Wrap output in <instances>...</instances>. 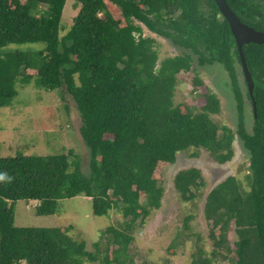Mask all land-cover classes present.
Here are the masks:
<instances>
[{"label": "trees", "instance_id": "16d2710c", "mask_svg": "<svg viewBox=\"0 0 264 264\" xmlns=\"http://www.w3.org/2000/svg\"><path fill=\"white\" fill-rule=\"evenodd\" d=\"M241 22L264 32V0H225ZM79 9L66 29V0H0V108L17 96L16 82L72 96L89 150V172L73 151L0 158V264H134L130 247L146 218L161 207L163 170L177 153L205 149L218 164L233 159L236 136L248 152L240 168L207 194L203 214L213 250L196 243L191 264H264V44L242 49L254 88L249 94L239 51L215 0H74ZM142 25L183 52L159 62L153 37ZM61 30L65 32L60 33ZM198 63L220 64L236 100L237 126L218 125L219 97L199 75L191 79L197 103H174L178 75ZM159 62V66H158ZM242 79V81L240 80ZM244 87V91L242 89ZM252 127H245V103ZM253 101L256 106L253 107ZM72 159V162L70 161ZM206 182L196 167L179 171L174 188L183 202L200 196ZM91 198L96 216L122 214L88 251L70 235L72 226L17 227L12 205L37 201V215H53L58 202ZM188 216L184 229H189ZM236 234L231 240V233ZM200 235L177 234L167 252ZM200 244V245H199ZM100 255L102 258H100Z\"/></svg>", "mask_w": 264, "mask_h": 264}, {"label": "rangeland", "instance_id": "374dc122", "mask_svg": "<svg viewBox=\"0 0 264 264\" xmlns=\"http://www.w3.org/2000/svg\"><path fill=\"white\" fill-rule=\"evenodd\" d=\"M79 6L74 0H66L62 11L61 22L66 29L78 12ZM143 35L155 39L159 62L167 57H173L183 52L182 48L174 46L168 39L160 37L142 25ZM65 32L61 30L60 33ZM43 43L8 44L0 52L24 51L30 47H40ZM193 66L189 72L178 75L174 91V103H186L193 112H197V100L191 93V79L194 74L204 80L221 102L218 114L211 115L218 125H227L235 130L237 126L236 100L229 85V77L223 67L214 63L201 66L197 57L193 56ZM158 62V66H159ZM242 81V79H240ZM36 85V80L30 84L16 82L17 96L9 106L0 108V158H14L22 153L28 156H48L73 151L81 160V169L89 172V150L85 145L79 128L81 119L71 95L66 91H47ZM243 91L245 90L242 85ZM245 127H252V113L248 100H245ZM233 159L226 164L216 163L209 152L199 149L197 157L191 156V150L177 153L176 161L163 170L161 185L164 189L161 207L146 218L141 233L135 237L130 247L134 264H191L196 243H200L209 253L213 250L209 239V224L203 214L204 202L209 191L227 176H242L240 170L248 158V152L236 136ZM73 158H70L72 162ZM196 167L201 170L205 186L200 196L193 201L183 202L174 188L175 175L184 169ZM37 201L19 200L13 203L14 224L17 227H57L72 226L70 235L78 241L84 240L86 249L93 251V243L102 239L101 232L108 226H118L123 221L122 214L111 210L108 215L96 216L92 212L91 199L82 196L76 199H63L58 202V208L53 215H37ZM191 216L189 229H184L185 219ZM200 235L191 236L183 246H177L174 254L167 252L174 237L182 233ZM236 234L231 233V240ZM199 244V245H200ZM100 258L102 256L100 255ZM99 259L86 261L85 264H100ZM223 264H230L223 262Z\"/></svg>", "mask_w": 264, "mask_h": 264}, {"label": "water", "instance_id": "95a60500", "mask_svg": "<svg viewBox=\"0 0 264 264\" xmlns=\"http://www.w3.org/2000/svg\"><path fill=\"white\" fill-rule=\"evenodd\" d=\"M216 5L218 6L222 15L227 19L231 32L235 38L236 45L239 51V56L241 60V65L244 73V79L253 100V88L254 83L250 74V71L247 67L245 56L243 53V45L248 44L250 42L256 44H264V32L255 30L253 27H250L243 22L240 21L238 16L229 8L228 4L225 0H215ZM255 102L253 101V107L255 109Z\"/></svg>", "mask_w": 264, "mask_h": 264}, {"label": "clouds", "instance_id": "9594fccd", "mask_svg": "<svg viewBox=\"0 0 264 264\" xmlns=\"http://www.w3.org/2000/svg\"><path fill=\"white\" fill-rule=\"evenodd\" d=\"M89 198V197H88ZM89 199H91V198H89Z\"/></svg>", "mask_w": 264, "mask_h": 264}]
</instances>
